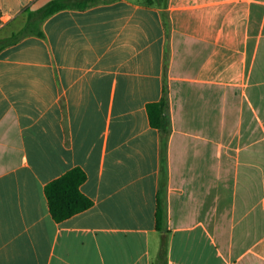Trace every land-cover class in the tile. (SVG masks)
<instances>
[{
	"label": "crops",
	"instance_id": "0c3cea01",
	"mask_svg": "<svg viewBox=\"0 0 264 264\" xmlns=\"http://www.w3.org/2000/svg\"><path fill=\"white\" fill-rule=\"evenodd\" d=\"M52 1L0 0V39ZM166 3L64 9L0 52V264H264V0ZM75 168L93 206L57 222Z\"/></svg>",
	"mask_w": 264,
	"mask_h": 264
},
{
	"label": "trees",
	"instance_id": "16d2710c",
	"mask_svg": "<svg viewBox=\"0 0 264 264\" xmlns=\"http://www.w3.org/2000/svg\"><path fill=\"white\" fill-rule=\"evenodd\" d=\"M167 0H149L150 3L157 2L159 5L164 2V7H167ZM96 0H54L44 7L29 11L25 26L12 35L0 39V52L17 43L18 41L28 36L45 37L43 25L45 21L52 15L68 8H87L96 4ZM167 31L170 30V17L167 11L163 13ZM151 125L158 129L161 133V170L165 181L161 183V193L159 194L158 211H157V228L159 231H165L168 210L166 199L163 197L162 188L166 185L167 179V150L168 141L171 135V119L169 115L170 110V96L168 86H165L162 98L148 106ZM87 180L86 172L81 168H75L62 177L52 181L46 187V194L49 200L50 210L57 222H62L70 217L83 212L93 206V200L86 196L81 187ZM168 245L163 239L161 254H167Z\"/></svg>",
	"mask_w": 264,
	"mask_h": 264
},
{
	"label": "rangeland",
	"instance_id": "374dc122",
	"mask_svg": "<svg viewBox=\"0 0 264 264\" xmlns=\"http://www.w3.org/2000/svg\"><path fill=\"white\" fill-rule=\"evenodd\" d=\"M96 1H103V0H96Z\"/></svg>",
	"mask_w": 264,
	"mask_h": 264
}]
</instances>
